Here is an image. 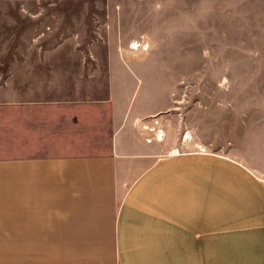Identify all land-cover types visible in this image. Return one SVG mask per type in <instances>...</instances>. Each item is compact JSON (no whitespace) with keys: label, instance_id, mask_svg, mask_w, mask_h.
<instances>
[{"label":"crops","instance_id":"0c3cea01","mask_svg":"<svg viewBox=\"0 0 264 264\" xmlns=\"http://www.w3.org/2000/svg\"><path fill=\"white\" fill-rule=\"evenodd\" d=\"M57 56H0V264H101L8 219L112 212L109 264H264V168L210 151L158 156L132 131L137 61L110 63L99 103L50 99L45 62Z\"/></svg>","mask_w":264,"mask_h":264},{"label":"rangeland","instance_id":"374dc122","mask_svg":"<svg viewBox=\"0 0 264 264\" xmlns=\"http://www.w3.org/2000/svg\"><path fill=\"white\" fill-rule=\"evenodd\" d=\"M0 33V56L58 54L45 62L50 99L99 103L110 63L145 64L126 94L138 100L132 131L158 156L210 151L264 168V0H0ZM114 214L8 219L9 231L109 264Z\"/></svg>","mask_w":264,"mask_h":264},{"label":"bare ground","instance_id":"6f19581e","mask_svg":"<svg viewBox=\"0 0 264 264\" xmlns=\"http://www.w3.org/2000/svg\"><path fill=\"white\" fill-rule=\"evenodd\" d=\"M131 46L132 48L136 49L139 46V43L137 41H134Z\"/></svg>","mask_w":264,"mask_h":264}]
</instances>
